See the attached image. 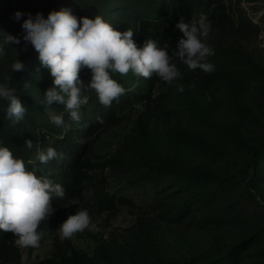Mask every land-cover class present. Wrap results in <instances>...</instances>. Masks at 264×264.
Listing matches in <instances>:
<instances>
[{
    "label": "rangeland",
    "instance_id": "obj_1",
    "mask_svg": "<svg viewBox=\"0 0 264 264\" xmlns=\"http://www.w3.org/2000/svg\"><path fill=\"white\" fill-rule=\"evenodd\" d=\"M157 1L162 0H150L138 11L139 0H9L0 29L21 43L7 46L0 57V83L11 77V86V64L29 51L22 29L29 13L46 18L67 8L77 18L100 15L118 31L132 30L143 47L144 21L154 17ZM204 8L212 25L206 43L215 53L208 58L214 71L189 70L174 54L170 57L181 76L171 84L130 71L123 77L131 95L116 101L119 119L90 134L70 120L63 105L45 103L53 84L48 69L37 64L38 75L24 74L22 90L46 112L37 122L32 115L26 118L38 150L53 147L61 153L57 137L78 129L74 140L91 147L82 155L90 159L91 180L41 222L40 247H18L20 260L9 264H61L73 247L102 264L203 261L220 259L240 243L239 257L248 258L241 264H264V161L258 156L264 149V0H222ZM17 11L24 14L20 20ZM200 17L194 12V20ZM80 78L88 84L90 71L82 70ZM85 94L100 117L104 106L94 93ZM24 106L30 114L31 107ZM51 114L62 115L65 126L51 123ZM254 159L260 161L259 172ZM97 193L127 201L103 209ZM182 202L189 206L180 215ZM79 210L88 211L90 227L62 241L60 225Z\"/></svg>",
    "mask_w": 264,
    "mask_h": 264
},
{
    "label": "clouds",
    "instance_id": "obj_2",
    "mask_svg": "<svg viewBox=\"0 0 264 264\" xmlns=\"http://www.w3.org/2000/svg\"><path fill=\"white\" fill-rule=\"evenodd\" d=\"M24 14L17 11L15 19ZM176 27L183 33L174 55L189 70L200 69L205 73L214 71V64L208 58L213 56V48L206 43L212 25L206 15L191 25L181 20ZM23 41L38 53L40 65L49 70L53 80L52 87L44 94L45 103L63 105L73 122L81 120V109L87 105L89 96L94 93L99 103L108 108L125 94V89L112 74L127 75L130 71L136 76L151 78L154 74L162 81L171 84L181 76L172 62L167 47L158 46L153 39L138 47L133 40V31L116 30L102 16L77 18L65 8L32 16L23 20ZM20 38L0 29V57L6 55L9 45H19ZM25 64L16 60L11 64V72H21ZM91 72L88 84L80 78V72ZM11 77L0 83V100L7 102V117L14 123L24 118L27 111L16 89L10 86ZM183 92L182 86H177ZM51 123L65 126L62 115L51 114ZM97 122L105 123L102 117ZM67 127H70L67 126ZM28 149L33 148L31 140L25 141ZM53 147L38 150L36 159L47 164L54 159H63ZM31 163V161H29ZM65 189L47 176H38L36 170L29 171L25 161L17 158L12 150L0 146V231L12 233L15 245L21 249L39 248L44 232L38 231L41 222L54 213L53 197L63 198ZM91 225L87 210H79L70 215L59 227V237L74 239Z\"/></svg>",
    "mask_w": 264,
    "mask_h": 264
},
{
    "label": "trees",
    "instance_id": "obj_3",
    "mask_svg": "<svg viewBox=\"0 0 264 264\" xmlns=\"http://www.w3.org/2000/svg\"><path fill=\"white\" fill-rule=\"evenodd\" d=\"M2 1L0 4V21L6 16V9L9 0ZM222 0H162L155 2L154 5V17L148 18L144 21V32L148 36V39H153L157 42L158 46L167 47L169 55L174 54L177 50V44L183 37V33L176 27V25L183 20L184 23L191 25L197 22L193 19L194 12H198L201 15L207 16V9L204 8L206 4H219ZM150 0H139L138 11L145 3H149ZM205 3V4H204ZM142 11V10H141ZM140 11V12H141ZM29 51L26 53L23 59L25 69L21 72H15L12 79L11 87L16 89V95L21 102L31 107V113L25 114L24 118L18 123H14L7 117L6 107L7 102L2 101L0 104V146L9 147L13 154L17 158H22L29 171L36 170L37 165L40 163L37 159V137L31 134V127L28 125L26 118L30 115L33 116L37 122L38 119L45 115V111L38 105L37 101L30 97V93L22 90L24 85V74L38 75L37 64L39 65L38 53L29 44L27 45ZM91 73V72H90ZM121 86L125 89V94L118 100H128L131 92L128 91V84L126 79L118 73L112 74ZM96 113L94 107L90 105H84L81 109V120L79 124L85 128V134H90L94 130L107 127L109 124L116 122L119 117L116 111V101H113L112 105L108 108H103L102 117L105 123L100 124L97 122ZM69 116V114H68ZM78 129H70L66 131L62 136H58L55 140V145L58 150L65 155L60 161L54 159L47 163L46 167L38 166L36 170L38 176H47L52 179L54 183H59L65 189V196L61 199L53 197L52 206L55 208L62 200L69 199L73 196L81 194V190L88 186L91 180L89 171L91 168L90 159L82 158L83 153L90 151L89 144H80L74 140L75 135L80 134ZM31 140L33 142V148L28 149L25 146V141ZM258 156L262 157L264 161V149L258 152ZM31 161V163H29ZM255 168L258 171L259 159H254ZM262 170V169H261ZM258 174V173H257ZM257 176V175H256ZM256 180V177H254ZM99 194V206L103 209H117V206L126 202L127 199L123 197H116L109 193H97ZM189 206L188 202H182L179 214L186 213ZM243 243L237 244L230 248L227 254L220 259L207 258L203 261L197 260H162L156 264H241L248 258L239 257L242 252ZM21 254L19 248L15 245V237L12 233H5L0 231V264H9L20 260ZM261 258L264 260V247L261 251ZM61 264H102L98 263L95 258L91 257L87 252L71 248L69 255H63L61 258ZM106 264V262H105Z\"/></svg>",
    "mask_w": 264,
    "mask_h": 264
}]
</instances>
